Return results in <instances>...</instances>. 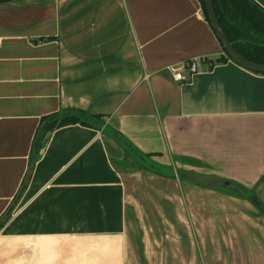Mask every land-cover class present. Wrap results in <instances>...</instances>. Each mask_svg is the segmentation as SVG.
Masks as SVG:
<instances>
[{"label": "crops", "instance_id": "crops-1", "mask_svg": "<svg viewBox=\"0 0 264 264\" xmlns=\"http://www.w3.org/2000/svg\"><path fill=\"white\" fill-rule=\"evenodd\" d=\"M68 108L264 206V73L228 57L201 0H0V264H264L249 197L140 168L93 127L51 131L23 184L41 117Z\"/></svg>", "mask_w": 264, "mask_h": 264}, {"label": "trees", "instance_id": "trees-1", "mask_svg": "<svg viewBox=\"0 0 264 264\" xmlns=\"http://www.w3.org/2000/svg\"><path fill=\"white\" fill-rule=\"evenodd\" d=\"M201 1L205 16L210 21L206 1ZM213 1L220 23L235 48L247 59L257 63H264V10L253 0ZM225 52L227 53L226 49ZM228 57L231 59L229 55ZM217 61H226V57H220ZM77 123L101 130L104 134L116 140L125 152L139 163L140 168H145L164 176L176 177L172 166L153 160L150 153L140 150L121 131L108 124L102 114H93L82 109L68 108L41 117L35 137L37 146H35V149L33 148L30 156L29 168L23 184H26L32 174L45 134L58 127ZM182 170L178 169V172ZM223 190L249 198L255 195L252 190L241 184L238 190L233 188H225ZM254 203L264 214V206L260 204L259 200L257 199ZM8 219L9 217L6 214L0 217V228L5 225Z\"/></svg>", "mask_w": 264, "mask_h": 264}, {"label": "water", "instance_id": "water-1", "mask_svg": "<svg viewBox=\"0 0 264 264\" xmlns=\"http://www.w3.org/2000/svg\"><path fill=\"white\" fill-rule=\"evenodd\" d=\"M205 1H206V7H207L208 15L210 18V22L213 26V29L215 30L217 36L219 37L220 41L223 44V47L226 49L231 59L249 70L264 73V63H257V62L251 61L247 59L246 57H244L235 48L231 40L228 38L217 16L214 1L213 0H205ZM50 134H51V131H48L45 134L43 138V142H46ZM175 174H176V177L184 181H190V182L205 185L208 187H218V188H223V189L233 188L237 190L240 189V184L238 182L230 180V179H226V178H223L217 175H213V174L200 173V172L191 171L187 169H183L182 171L176 172ZM23 190H24V186L21 188L18 197L21 195ZM250 199L253 202L257 201V197L255 195L250 196ZM13 208H14V205H11L9 207V209L6 212V216H8L12 212Z\"/></svg>", "mask_w": 264, "mask_h": 264}, {"label": "built area", "instance_id": "built-area-1", "mask_svg": "<svg viewBox=\"0 0 264 264\" xmlns=\"http://www.w3.org/2000/svg\"><path fill=\"white\" fill-rule=\"evenodd\" d=\"M200 59L193 57L181 62L178 66L172 67L173 75L176 80H188L198 70Z\"/></svg>", "mask_w": 264, "mask_h": 264}, {"label": "rangeland", "instance_id": "rangeland-1", "mask_svg": "<svg viewBox=\"0 0 264 264\" xmlns=\"http://www.w3.org/2000/svg\"><path fill=\"white\" fill-rule=\"evenodd\" d=\"M154 180H156V181H161L162 179H160V178H155ZM177 180V179H176Z\"/></svg>", "mask_w": 264, "mask_h": 264}]
</instances>
